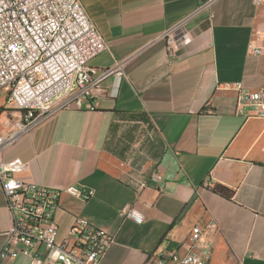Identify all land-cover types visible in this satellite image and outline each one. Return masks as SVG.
<instances>
[{
    "label": "crops",
    "instance_id": "crops-1",
    "mask_svg": "<svg viewBox=\"0 0 264 264\" xmlns=\"http://www.w3.org/2000/svg\"><path fill=\"white\" fill-rule=\"evenodd\" d=\"M80 1L107 44L89 61L93 106L55 110L3 154L27 162L25 180L93 189L86 200L61 196L56 243L80 217L113 237L100 264H144L212 218L209 264H264V118L236 110L239 93L264 90V0ZM117 63L120 80L102 74ZM10 221L0 184V250Z\"/></svg>",
    "mask_w": 264,
    "mask_h": 264
},
{
    "label": "built area",
    "instance_id": "built-area-1",
    "mask_svg": "<svg viewBox=\"0 0 264 264\" xmlns=\"http://www.w3.org/2000/svg\"><path fill=\"white\" fill-rule=\"evenodd\" d=\"M183 33L180 24L164 36L171 44ZM248 47L260 52L252 44ZM106 48L105 39L80 0H0V92L13 109L0 126V184L11 219L9 227L1 231V260L24 254L30 264H100L113 241L105 229L78 217L63 240L56 243L54 215L61 196L86 200L94 195L93 189L50 187L25 180L21 174L27 162L16 156L3 157L21 135L55 110L93 106L89 98L99 83L93 78L96 69L89 61ZM102 74H113L117 80L125 75L118 63ZM236 110L264 118V90L239 93ZM162 180L156 173V185ZM144 186L140 183L137 192ZM120 214L142 222V215L133 207H125ZM216 229L212 218L204 225L195 224L181 247L153 252L144 264H209L212 242L208 235Z\"/></svg>",
    "mask_w": 264,
    "mask_h": 264
},
{
    "label": "trees",
    "instance_id": "trees-1",
    "mask_svg": "<svg viewBox=\"0 0 264 264\" xmlns=\"http://www.w3.org/2000/svg\"><path fill=\"white\" fill-rule=\"evenodd\" d=\"M212 190H213L215 193H217V194H219L220 196L225 197V198H227V199H229V198L232 197V191H231L230 189H228V188L222 186V185H218V184H217V185H214V186L212 187Z\"/></svg>",
    "mask_w": 264,
    "mask_h": 264
},
{
    "label": "rangeland",
    "instance_id": "rangeland-1",
    "mask_svg": "<svg viewBox=\"0 0 264 264\" xmlns=\"http://www.w3.org/2000/svg\"><path fill=\"white\" fill-rule=\"evenodd\" d=\"M11 110H13L11 105L7 103L6 101L2 100L0 104V112L6 111V113L8 114Z\"/></svg>",
    "mask_w": 264,
    "mask_h": 264
}]
</instances>
